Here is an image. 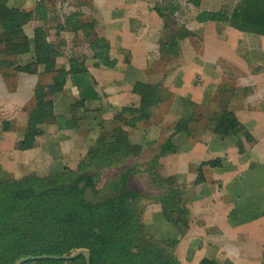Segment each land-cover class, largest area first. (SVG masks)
<instances>
[{
    "label": "crops",
    "instance_id": "1",
    "mask_svg": "<svg viewBox=\"0 0 264 264\" xmlns=\"http://www.w3.org/2000/svg\"><path fill=\"white\" fill-rule=\"evenodd\" d=\"M198 1L200 7L195 0H0V167H5L0 174L14 184L36 173L71 176L89 161L98 141L94 135L112 129L103 128L118 117L108 119L111 114L132 107L123 103L129 102L122 96L124 86L147 79L138 103H131L140 120L129 128L130 142L113 152L132 162L124 169L133 170V177L152 175L153 188H159L155 181H166L164 195L147 191L152 200L145 202L144 230L155 239L152 232L169 225L171 231L162 229L168 233L163 239L178 243L182 264L205 258L264 264V228L257 234L252 224L263 221L247 213L255 203L264 207L259 190L264 185V28L246 32L233 23V12L239 14L245 0ZM14 9L30 15L20 29L7 21ZM261 11L264 0L253 12ZM209 13L231 20H199ZM41 27L62 47L53 75L35 51ZM99 42L110 47L115 68L95 66ZM71 47L75 57L94 59L93 64L87 59V66L101 98L93 104L72 85L74 57L66 52ZM58 85L63 90L55 92ZM67 95L75 108L62 104ZM39 103L63 111H49V119L38 122ZM98 104L108 112L107 124L96 111L82 118L83 107L94 110ZM61 115L75 127L61 129L55 121ZM33 127L31 145L27 137ZM151 156L157 160L146 170L141 163ZM137 186L141 192L147 188Z\"/></svg>",
    "mask_w": 264,
    "mask_h": 264
},
{
    "label": "trees",
    "instance_id": "2",
    "mask_svg": "<svg viewBox=\"0 0 264 264\" xmlns=\"http://www.w3.org/2000/svg\"><path fill=\"white\" fill-rule=\"evenodd\" d=\"M195 3L200 7V1L195 0ZM259 9L260 0H245L241 12H233V23L246 32H261L264 12H253ZM29 18L27 12L14 9L9 11L7 21L14 29H20ZM199 18L221 22L231 20L223 13L201 14ZM94 47L97 51L95 66H117V61L110 56L109 46L99 42ZM35 51L45 63L46 73L53 75L63 51L61 46L48 40L42 27L35 32ZM70 66L72 85L84 101L89 105L98 101L101 94L96 89L87 59L74 57ZM53 90L58 92L63 86H54ZM36 108L38 122L49 119L46 103H39ZM132 111L136 110L127 108L123 111L127 117L121 118L122 124L96 142L89 161L73 172L68 181L58 175L36 173L28 177L27 182L15 185L6 177H0V264H16L28 256L66 255L81 248L91 251L92 264H182L178 243L155 240L144 230L142 216L146 200L141 203L144 194L136 185L133 170L124 169L132 162L113 157L115 149L129 144V128H135L140 120V116L129 114ZM62 117L55 119L61 129L75 127L74 121ZM34 130L35 127L27 137V143L31 145L35 142ZM156 160L154 157L151 163L141 164L150 170ZM109 169L120 171L113 182L106 176ZM165 182L156 181V184L161 186ZM102 191L106 193L105 197H100ZM90 194L96 200H91ZM78 260L86 262L84 256ZM59 262L68 261L34 260L26 264H62ZM201 264L218 263L205 258Z\"/></svg>",
    "mask_w": 264,
    "mask_h": 264
},
{
    "label": "rangeland",
    "instance_id": "3",
    "mask_svg": "<svg viewBox=\"0 0 264 264\" xmlns=\"http://www.w3.org/2000/svg\"><path fill=\"white\" fill-rule=\"evenodd\" d=\"M53 2V1H52ZM43 28V27H42ZM45 30H46V32H47V34H48V40L49 41H52L53 43H55V45L57 44V46H59L58 45V43H59V40L57 41L56 40V36H55V34L53 33L52 35H50V33H49V31H48V29H46V27L44 28ZM102 33H103V31H101ZM50 35V36H49ZM99 37H100V35L99 34H96V38L97 39H99ZM72 48V47H71ZM79 49H81V48H79ZM73 48H72V50H67L66 52L68 53V55L70 54L71 56H73V57H75L74 56V54H73ZM79 54H83V53H79ZM84 56L85 57H82V56H79V57H81V58H83V59H89L90 60V62L88 61V64L90 63V64H93V61H94V59H93V57L92 56H89V55H85L84 54ZM65 61H69V59H65L64 60V62ZM64 66V65H63ZM65 69V68H64ZM63 80H65L64 78H62V77H60L59 78V81H63ZM145 80H147V79H143V78H140L139 80H137V81H135V83H133V84H131V86H128V87H126V86H124V88H125V92L127 91V93L126 94H123L122 96L123 97H126L127 96V98H128V101L129 102H126V101H123V103L125 104V106L126 107H130V106H132L131 108L132 109H135L134 107H133V105L132 104H137L138 103V99L140 98V91H139V88L142 86V83L145 81ZM145 92H146V90H145ZM261 98H264V93H263V95H262V97ZM113 99V98H112ZM240 102H241V100H240ZM132 103V104H131ZM242 103V102H241ZM62 104H64L66 107H68L67 105L68 104H73V107H69V108H75V105L77 104V103H75V101H74V99L73 98H71V95H67L65 98H64V100L62 101ZM61 105V104H60ZM58 106H55L54 104H52V103H49V111L51 112V113H54V111H55V109H58V112L60 111H63V109L60 107V108H57ZM83 107V106H82ZM136 110V109H135ZM89 113H91V112H97V114H98V118L99 119H102V117H103V119H104V124H107L108 123V119H110L111 118V120L112 119H114L115 118V116H118L117 118H115L116 120H114L113 121V123L112 124H110V125H104L103 126V128L104 129H110V128H112V129H110V130H113L114 128H116V127H118V126H120L121 124H122V122H121V118L122 117H127V114L125 115V114H123L122 113V111H115L114 113H112L111 114V116L108 118V115H107V111H104V109H103V107H102V104L100 105V104H98L97 106H96V108L94 109V110H90V109H86V108H84L83 107V110L81 111V112H84L83 113V116H82V118L83 117H85L86 115H88V112ZM124 111V110H123ZM118 113V114H117ZM129 114H133V115H135V116H139L140 115V111L139 110H136V111H132V112H129ZM108 118V119H107ZM62 119H65L64 117H62ZM107 120V121H106ZM64 122V121H63ZM91 128H94L92 125H89ZM77 128H81V127H77ZM82 130L84 131V132H86L87 130L86 129H83L82 128ZM109 130V131H110ZM103 130H100V132H99V135L102 137L105 133H103L102 132ZM103 133V134H102ZM99 135H97V134H95L94 136L96 137V138H98V140L101 138ZM156 155H162L161 154V150L159 151H157V153H156ZM154 156V155H153ZM153 156H151L150 158H147L146 159V162L147 163H151V161L154 159V157ZM0 170H5V167H0ZM114 170L116 171L115 173H114ZM117 173V170L116 169H109V171H108V173L106 174V176H107V178L109 179V181H114V180H116V178H115V174ZM119 175H120V173H119ZM0 177H1V174H0ZM7 179L9 178L8 176H5ZM30 177V176H29ZM63 178H61L63 181H68L69 179H70V175L69 176H62ZM119 176H117V178H118ZM134 180H135V182H136V185H147V188H145L144 186V189H146V190H144V192H143V194H144V199L143 200H141V203H143L144 202V200H146V199H151L152 200V198L151 197H149V195H147L148 194V192L147 191H149V193H152L151 191L152 190H154L155 192H157V194H161V195H164V192H165V189L164 188H162L160 185L158 186V184H156L159 188H153V184H154V179H153V177H152V175L150 176V175H146V176H137V174H135L134 175ZM28 181V177H27V179H25L24 181H22V182H27ZM155 183H156V181H155ZM14 184V183H13ZM16 185H20V183H15ZM148 189H150V190H148ZM259 190H260V192H264V185H262V186H260L259 187ZM250 191H253V190H251L250 189ZM93 193V192H92ZM99 195V194H98ZM90 196V199L91 200H94L95 198L93 197V194H90L89 195ZM105 197L106 196V193L105 192H103L102 191V193L100 194V197ZM98 199H99V197H98ZM96 200V199H95ZM263 211H264V207H262V203H260V202H258V203H255V205L251 208V210H249V211H247V213H250V217L252 218V219H257V220H261V221H263V222H255V223H252L253 224V226L255 227V229H256V231H257V234H260L261 233V229H263L264 228V219L262 218V213H263ZM164 228H168L169 229V231H171V228H170V226L169 225H166V224H163V225H160L159 226V229L158 230H154L153 232H152V234L155 236L154 238H155V240H160V239H163V238H165V236L168 234V233H165V232H163V230L162 229H164ZM248 232V231H247ZM250 232H248L247 234H246V236L249 234ZM246 240H248L247 238H246ZM243 242H245V241H243ZM188 259V255H187V257H186V260ZM185 260V259H184ZM59 263H62V262H59ZM36 264V263H35ZM38 264V263H37ZM185 264H186V261H185Z\"/></svg>",
    "mask_w": 264,
    "mask_h": 264
},
{
    "label": "water",
    "instance_id": "4",
    "mask_svg": "<svg viewBox=\"0 0 264 264\" xmlns=\"http://www.w3.org/2000/svg\"><path fill=\"white\" fill-rule=\"evenodd\" d=\"M84 256L86 260V264H92V254L89 249H75L66 255H44V256H28L20 259L16 264H26L30 261L34 260H64V261H73L78 259L79 257Z\"/></svg>",
    "mask_w": 264,
    "mask_h": 264
}]
</instances>
